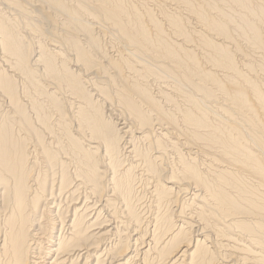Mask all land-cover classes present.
<instances>
[{"label":"bare ground","instance_id":"obj_1","mask_svg":"<svg viewBox=\"0 0 264 264\" xmlns=\"http://www.w3.org/2000/svg\"><path fill=\"white\" fill-rule=\"evenodd\" d=\"M35 1L0 0V264H264V0Z\"/></svg>","mask_w":264,"mask_h":264},{"label":"rangeland","instance_id":"obj_2","mask_svg":"<svg viewBox=\"0 0 264 264\" xmlns=\"http://www.w3.org/2000/svg\"><path fill=\"white\" fill-rule=\"evenodd\" d=\"M64 1V0H63ZM38 2V0H36L35 1V6L38 8L39 6V10H43L44 12H47V13H49V12H55V11H47V7H46V5L45 4H43L42 2V4L39 2V3H37ZM39 4V5H38ZM71 4V6H73V4L72 3H70ZM132 4L134 5V6H140V5H143L144 6V4H145V6L147 7V8H150V9H152V11L156 14V17L158 18V19H160L159 21H162V24L165 26V28H166V30H167V33L168 32H171V29L170 28H168L167 29V26H168V24L166 23V19L163 17V15L161 14V9H163V10H167L168 12H172V7L170 6V2L168 1V0H132ZM169 4V5H168ZM38 5V6H37ZM46 7V8H45ZM140 7H142V6H140ZM41 8V9H40ZM49 10V9H48ZM51 10V9H50ZM52 13V14H53ZM56 13V12H55ZM186 13V12H185ZM185 13H184V15H185ZM34 16H33V19L35 20L36 18L38 19V17L35 15V14H33ZM20 18L19 19H17V21L19 22V25H17V28L19 29V27L21 26L22 27V29L23 30H18L17 29V31L18 32H20V35H22V34H28L27 36L24 34V37L25 38H27V39H29V38H31V40L29 39V40H27L28 42L29 41H31L32 43L33 42H35L36 41V39L37 40H40L43 44H44V47L45 48H48L49 47V43H50V41H49V39H50V37H49V35L47 34H43L44 36L46 35V37H44V36H42V37H40L42 34H40V35H36V34H34L35 32H33L32 33V31H30L29 29H27V32L25 31V29H24V25L21 23V21L22 20H20ZM33 22V21H32ZM193 23H194V21H193ZM45 25H46V27H47V29L46 30H48L51 26L49 25V24H43V25H41L43 28L45 27ZM102 25V27H101V29L102 28H104V25L103 24H101ZM167 25V26H166ZM19 26V27H18ZM106 26H108V25H105V27ZM192 26H194V24H192ZM21 27H20V29H21ZM50 29H53L52 27L50 28ZM170 29V30H169ZM44 30H45V28H44ZM94 30H96V31H94L95 32V34L98 36L99 35V38H100V40H102L103 42H102V44H103V47L105 48L104 49V51L107 49V46L109 47L108 49H107V52L108 53H110L109 54V56L108 57H112V58H114V59H116V57L118 56H121V55H123V54H126V52L127 51H125L124 52V50H125V48H121V47H123L122 45H121V43L118 41V39L116 38V36H114V33L113 32H110V34L109 33H105L106 34V36H105V34H104V32H103V30H105V29H102V32L98 29V28H95ZM25 31V32H24ZM99 33H98V32ZM29 32H30V34H29ZM97 32V33H96ZM34 34V35H32V34ZM104 34V35H103ZM48 36V37H47ZM104 36V37H103ZM110 36V37H109ZM38 37V38H37ZM106 37V38H105ZM34 38H35V41H34ZM40 38V39H39ZM47 38V39H46ZM43 39V40H42ZM45 39V40H44ZM114 40V41H113ZM116 40V41H115ZM48 41V42H47ZM111 41H113L112 43H111ZM105 42H106V44H105ZM117 42V43H116ZM238 42L240 43V45H241V49H243V51H244V53L246 52L247 54H250V55H255L256 54V52L254 53V51L252 50V49H250L248 46H247V44L244 42L243 43V41H241V40H239L238 39ZM242 42V43H241ZM120 43V44H119ZM114 44V45H113ZM117 44V45H116ZM120 45H121V47H120ZM120 47V48H119ZM248 47V48H247ZM122 51H121V50ZM124 49V50H123ZM112 51V52H111ZM249 51V52H248ZM107 52L105 51V53L107 54ZM124 52V53H123ZM251 52V53H250ZM106 54H105V56H106ZM108 55V54H107ZM111 55V56H110ZM98 58L101 60V58H102V56L101 57H99L98 56ZM103 59V61L102 62H100V63H103L102 65L104 66V65H106V63L107 62H105V61H107V60H105L104 58H102ZM3 62H1L0 61V66H1V70H8V72H9V74L10 75H13L11 72H10V70L9 69H7V67H6V65L4 64ZM240 64V63H239ZM238 64V65H239ZM93 68H95V67H93ZM76 69V68H75ZM108 69H109V67H108ZM95 70H97L98 71V67H97V69L95 68ZM109 71L111 72V74H113V72L109 69ZM91 73V72H90ZM100 74L101 72L99 71V72H97V74ZM94 75V76H93ZM99 76H103V74L101 73V75H99ZM89 77H91V78H95L94 80L96 81L97 79H98V75H95V74H91ZM261 77H262V79H261ZM261 77H259V80L261 81V83H263V81H264V79H263V76H261ZM102 78V77H101ZM15 80L17 81V82H19L18 84H19V92L21 93H19V95H20V98H21V100L23 101V102H25L24 104H26L27 103V105H29V102L28 101H30V98L32 97V95H34V92L31 90V89H25L24 88V86H21V81H19L17 78H15ZM263 80V81H262ZM102 81L104 82V79H102ZM171 83V81L170 80H166V83L167 84H169L170 85V83ZM103 82H100L101 84H104ZM158 83V84H157ZM162 82H159V81H156V82H150L149 84H150V86H151V88H152V90H153V92H155L156 93V91H157V89L158 88H161L162 87V84H161ZM21 88H22V90H21ZM90 89V88H89ZM31 90V91H30ZM25 93V94H24ZM93 93H95V92H93ZM23 94V96H21ZM1 96V95H0ZM25 97H27V98H25ZM4 97L3 96H1L0 97V121L2 122L3 121V117H5V114L6 113H8V112H10V110H9V104L6 102V100L5 99H3ZM177 99H176V102H177V104L178 105H181V103L183 102V99L181 98V97H176ZM24 99H25V101H24ZM3 100H5V102L3 101ZM178 100H180V101H178ZM180 104H179V103ZM7 103V104H6ZM3 105V106H2ZM6 105H7V107H6ZM184 105V102L182 103V105L181 106H183ZM164 106H165V108H167V110H169L170 112H173V110H174V108L172 107V105H169V104H164ZM166 106H168V107H166ZM210 106H212V107H214V108H216L217 106L214 104H212V105H210ZM216 106V107H215ZM5 108V109H4ZM169 108V109H168ZM6 110V111H5ZM2 112V113H1ZM114 119V118H113ZM0 122V123H1ZM116 122V121H115ZM118 124H121V125H119V127L120 128H122V124H123V122H120L119 121V123ZM187 156V155H186ZM173 158V155L167 160L166 159V161L167 162H169V163H171V164H173L174 162V159H172ZM165 162V161H164ZM201 167L203 168L204 166H202L201 165ZM165 177V176H164ZM166 178V177H165ZM138 183V192H137V195L140 197V194H141V197H142V199L143 200H141V202H139V207H138V209L139 208H141L142 206H143V208L145 209V211H147V214H146V212H145V216H143V218H144V222H145V219H146V221H149V218H150V214L151 215H153L154 213H153V210H154V205H155V202H153V200H152V198L150 197V195L147 193V191H148V189L146 188H144V186H142V182H141V179L137 182ZM140 189V190H139ZM142 189V190H141ZM148 201V202H147ZM149 206V208H148V206ZM181 205V204H180ZM141 206V207H140ZM149 209V210H148ZM175 209H177V208H174L173 210H175ZM165 210V208L163 209V211ZM139 211H141V210H139ZM150 211H152V213L150 212ZM168 212H169V210H168ZM147 216V217H146ZM142 226H143V228H144V223L142 224ZM59 229V228H58ZM121 253V252H120ZM52 257V258H51ZM50 257V259L49 258H47L46 260V263H50L52 260H53V258H54V255L53 256H51ZM49 259V260H48ZM84 263V260H82V261H80V263H78V264H83ZM89 264H96V261L92 258L91 260H90V262H89Z\"/></svg>","mask_w":264,"mask_h":264}]
</instances>
